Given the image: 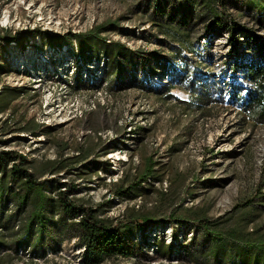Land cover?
<instances>
[{"label": "rangeland", "instance_id": "374dc122", "mask_svg": "<svg viewBox=\"0 0 264 264\" xmlns=\"http://www.w3.org/2000/svg\"><path fill=\"white\" fill-rule=\"evenodd\" d=\"M260 4L0 0L1 37L32 29L58 35L55 45L25 34L0 41V152L24 156L56 205L50 219L59 221L65 189L74 205L124 226L128 255L100 264H213L210 250L226 255L218 264H239L231 243L197 241L198 228L190 224L195 218L222 233L236 229L250 240L264 239V122L243 107L253 87L241 67L258 51L248 30L264 38ZM154 5L164 18L172 14L177 21L185 13L188 25L172 22L163 32L155 25ZM214 11L236 24L232 42L227 31L214 35ZM92 29L148 59L118 58L121 71L108 78L107 58L86 47L91 61L71 68L66 57L75 53L68 47L75 42L67 34ZM92 44L101 47L100 41ZM149 158L154 173L140 181ZM6 198L0 264H82L74 229L51 223L36 248L23 240L29 205L4 227L3 219L17 209ZM171 216L183 221L169 223ZM136 217L149 223L141 227ZM201 247L208 250L189 255Z\"/></svg>", "mask_w": 264, "mask_h": 264}, {"label": "trees", "instance_id": "16d2710c", "mask_svg": "<svg viewBox=\"0 0 264 264\" xmlns=\"http://www.w3.org/2000/svg\"><path fill=\"white\" fill-rule=\"evenodd\" d=\"M262 1L264 0H251L252 3L256 5L259 4L257 5V9L258 7H262V4H260ZM149 5L151 6V4ZM153 9V19L159 21L155 22V25L159 26L163 32H165V28H172L171 25H168L172 22L174 25L178 24L181 28L187 26L189 23V19L185 16V13H182L180 20L176 21V17L172 14H169L164 18V13L157 8L156 5L153 6ZM212 21L219 26V30H216L214 35L227 31L229 42H232V38L237 29L235 28L236 24H234L229 17L228 19H225L218 11L213 12ZM99 33L100 31L98 29H92L83 33L70 32L67 35L71 36L70 40L75 42L77 52L78 50H82L79 51L78 54L79 56L81 55V58L84 61H90V56L87 57L86 53H83V50L87 49L92 50V56L95 55L96 57L97 52H99L107 58L109 65L108 78L113 77L118 71H121V63H119L118 58L128 59L129 56L134 55L140 62L148 59L147 56H143L139 51H131L123 44L112 41L107 42L105 38L99 36ZM248 33H251L250 36L252 42L254 46L258 48V51L246 61L241 62L244 76L253 87L247 91L242 104L245 109H249L252 112L251 114L256 119L264 122V38L249 30ZM20 34L29 35L31 37L38 36L43 43L46 41L48 45H55L58 43L55 42L58 35H51L50 33L39 29H32L24 32L22 30H15L12 35L9 34L6 37L0 36V41L14 42ZM96 41H100V48H93L96 45H91V43H95ZM86 47L87 49H85ZM0 52H2V50H0ZM236 97L237 99L241 98V94ZM24 159V156L13 150H2L0 152V169L2 168L0 174V206L3 204V197L6 196V199H9L11 203L17 207L14 213L6 216V218L3 219L4 221L2 220L5 223L4 227H7L9 222L16 220L17 216L21 214L23 208L29 205L31 210L27 218L24 220L21 230H23V240L32 241L34 248L43 242V233L45 229L53 223L58 224V226H61L66 230L74 229V235L77 237L78 244L83 247V253L80 256L82 264H100L106 258L128 255V247L125 244L126 237L124 238V226H112L110 223H106L97 218L94 214V210L91 208L74 205L67 197L68 190L64 189L59 192L60 204H58V206L62 207V215L60 216L59 221L56 222L50 219L49 213L54 211L56 205L54 204L53 199L46 196L43 183L34 179L30 168L25 165ZM7 164H9L8 168L6 167ZM153 173L154 161L149 158L147 159L145 168L138 180L144 181L152 176ZM116 193L122 195L123 191ZM1 210L0 215H2ZM68 219L71 221H68ZM134 221L141 227H144L149 223L147 217H136L134 218ZM177 221L182 222L183 220H179L173 216L168 219L169 223ZM190 224L194 225L196 229L198 228L200 240L197 241H204L205 243L212 242L214 244L231 243L233 246L232 251L234 252V257L239 264H264V239L259 238L256 240H250L237 232L236 229L229 230L227 233L219 232L216 229L210 228L207 221L202 218H195ZM169 226L171 227L172 224H169ZM173 233V236L176 237L178 231L176 230ZM196 238L197 237H194L193 240ZM197 241L195 240L191 242V244H194ZM20 242V237L13 242V248L15 251L18 246H20ZM155 245L157 247L159 246L158 244ZM195 250H199V253H202L208 250V247L193 249L191 252H188L189 255H195L197 253L193 252ZM210 251L213 254L212 259L215 262L213 264H218L221 260L220 257L226 256H219L220 254L216 250Z\"/></svg>", "mask_w": 264, "mask_h": 264}, {"label": "built area", "instance_id": "2783aa9c", "mask_svg": "<svg viewBox=\"0 0 264 264\" xmlns=\"http://www.w3.org/2000/svg\"><path fill=\"white\" fill-rule=\"evenodd\" d=\"M68 47H69V49H70V51H72V53H73V51H75V53H73V55L70 57L69 56V58L68 57H66V59H69L70 61H72L73 63H72V66H70L71 68H73L74 67V63H75V65L77 66V64L80 62L82 65H87L90 61H91V58H90V61H84L82 58H81V55L79 56V54H78V52H77V47H76V45H75V43H71V44H69L68 45ZM65 59V60H66ZM64 60H62L61 62H60V64L63 62ZM85 71H87L86 69H84Z\"/></svg>", "mask_w": 264, "mask_h": 264}]
</instances>
